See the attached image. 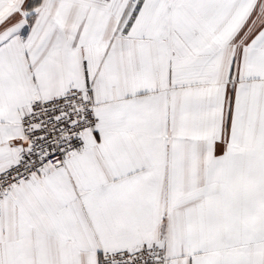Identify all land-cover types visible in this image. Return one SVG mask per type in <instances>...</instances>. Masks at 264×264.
Masks as SVG:
<instances>
[{"label": "snow or ice", "instance_id": "1", "mask_svg": "<svg viewBox=\"0 0 264 264\" xmlns=\"http://www.w3.org/2000/svg\"><path fill=\"white\" fill-rule=\"evenodd\" d=\"M0 264H264V0H0Z\"/></svg>", "mask_w": 264, "mask_h": 264}]
</instances>
